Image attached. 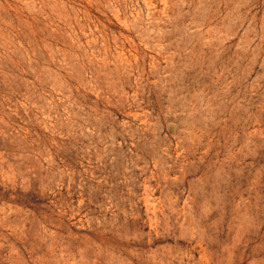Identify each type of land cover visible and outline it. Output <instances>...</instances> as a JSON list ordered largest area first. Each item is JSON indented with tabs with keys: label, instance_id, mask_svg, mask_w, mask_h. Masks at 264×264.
Instances as JSON below:
<instances>
[{
	"label": "rangeland",
	"instance_id": "obj_1",
	"mask_svg": "<svg viewBox=\"0 0 264 264\" xmlns=\"http://www.w3.org/2000/svg\"><path fill=\"white\" fill-rule=\"evenodd\" d=\"M0 264H264V0H0Z\"/></svg>",
	"mask_w": 264,
	"mask_h": 264
}]
</instances>
